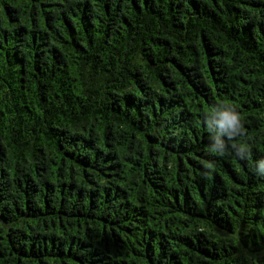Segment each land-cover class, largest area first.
<instances>
[{"label":"trees","instance_id":"1","mask_svg":"<svg viewBox=\"0 0 264 264\" xmlns=\"http://www.w3.org/2000/svg\"><path fill=\"white\" fill-rule=\"evenodd\" d=\"M0 264H264V0H0Z\"/></svg>","mask_w":264,"mask_h":264}]
</instances>
